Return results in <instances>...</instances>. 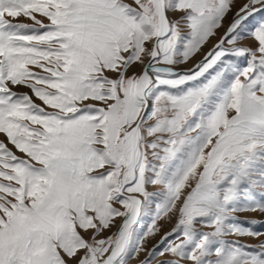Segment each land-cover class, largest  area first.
<instances>
[{"label":"snow or ice","instance_id":"1","mask_svg":"<svg viewBox=\"0 0 264 264\" xmlns=\"http://www.w3.org/2000/svg\"><path fill=\"white\" fill-rule=\"evenodd\" d=\"M0 137V264H264V0H0Z\"/></svg>","mask_w":264,"mask_h":264},{"label":"rangeland","instance_id":"2","mask_svg":"<svg viewBox=\"0 0 264 264\" xmlns=\"http://www.w3.org/2000/svg\"><path fill=\"white\" fill-rule=\"evenodd\" d=\"M242 2H243V0H240V3H242ZM237 6H239V5H237ZM234 11H235V9H234ZM230 21H231V16L225 21V29L227 28ZM21 22L29 23V21H26V20H22ZM252 23H255V21H252ZM222 32H223V29L221 30V34H222ZM16 90L17 91H26L25 89H22V88H18ZM37 103H39V101H37ZM0 139H3V137H0ZM257 198L259 199V194H258ZM235 215L238 218L237 222L240 223L242 226H244L246 228H250L253 231L264 233V213H260L259 211H256V212H238ZM250 222H254V223H250ZM172 226L173 225H171V224H165L164 227L162 228L161 233L158 234L155 238L150 239V241L148 242V247L150 248L153 245H155L159 241L160 235H162L164 232L170 231ZM229 239H232V240L238 239L243 244L254 245V244H258L260 240H264V236H261L258 239H254L251 237H235V236H232V237H229ZM140 258L142 259L143 257L141 256ZM130 264H136V260L135 259L131 260Z\"/></svg>","mask_w":264,"mask_h":264}]
</instances>
